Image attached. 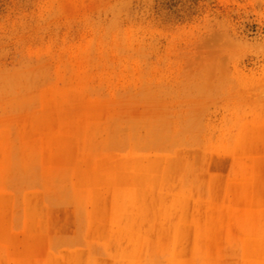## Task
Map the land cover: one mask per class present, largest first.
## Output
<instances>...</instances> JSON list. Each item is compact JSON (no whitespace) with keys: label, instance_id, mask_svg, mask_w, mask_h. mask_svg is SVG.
<instances>
[{"label":"rangeland","instance_id":"374dc122","mask_svg":"<svg viewBox=\"0 0 264 264\" xmlns=\"http://www.w3.org/2000/svg\"><path fill=\"white\" fill-rule=\"evenodd\" d=\"M0 264H264V0H0Z\"/></svg>","mask_w":264,"mask_h":264}]
</instances>
